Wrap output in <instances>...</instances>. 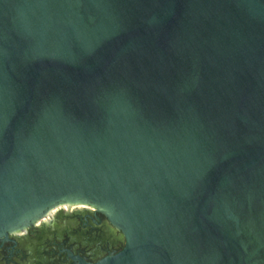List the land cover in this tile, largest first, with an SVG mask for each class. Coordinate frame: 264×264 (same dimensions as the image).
<instances>
[{"label": "water", "instance_id": "obj_1", "mask_svg": "<svg viewBox=\"0 0 264 264\" xmlns=\"http://www.w3.org/2000/svg\"><path fill=\"white\" fill-rule=\"evenodd\" d=\"M65 203L87 264H264V0H0V236Z\"/></svg>", "mask_w": 264, "mask_h": 264}, {"label": "flooded vegetation", "instance_id": "obj_2", "mask_svg": "<svg viewBox=\"0 0 264 264\" xmlns=\"http://www.w3.org/2000/svg\"><path fill=\"white\" fill-rule=\"evenodd\" d=\"M59 206L32 225L0 236V264H87L124 247L122 231L97 208Z\"/></svg>", "mask_w": 264, "mask_h": 264}, {"label": "rangeland", "instance_id": "obj_3", "mask_svg": "<svg viewBox=\"0 0 264 264\" xmlns=\"http://www.w3.org/2000/svg\"><path fill=\"white\" fill-rule=\"evenodd\" d=\"M79 205H83V204H79ZM60 206L59 205H57L56 207H53V209H51L52 211L53 210H56L57 208H59Z\"/></svg>", "mask_w": 264, "mask_h": 264}, {"label": "bare ground", "instance_id": "obj_4", "mask_svg": "<svg viewBox=\"0 0 264 264\" xmlns=\"http://www.w3.org/2000/svg\"><path fill=\"white\" fill-rule=\"evenodd\" d=\"M65 204H66L67 207L70 205V203H65ZM49 216H50V215H49ZM46 218H47V216H46Z\"/></svg>", "mask_w": 264, "mask_h": 264}]
</instances>
